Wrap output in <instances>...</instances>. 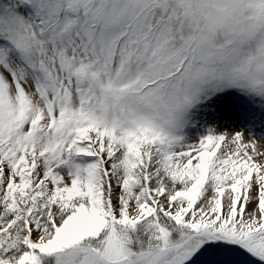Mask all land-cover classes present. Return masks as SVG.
I'll list each match as a JSON object with an SVG mask.
<instances>
[{
  "label": "snow or ice",
  "instance_id": "snow-or-ice-1",
  "mask_svg": "<svg viewBox=\"0 0 264 264\" xmlns=\"http://www.w3.org/2000/svg\"><path fill=\"white\" fill-rule=\"evenodd\" d=\"M0 264H264V0H0Z\"/></svg>",
  "mask_w": 264,
  "mask_h": 264
}]
</instances>
